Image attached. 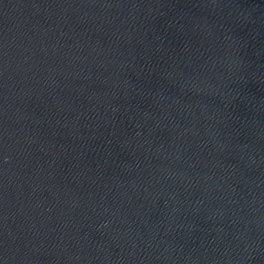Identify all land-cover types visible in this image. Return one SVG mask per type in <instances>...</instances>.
I'll use <instances>...</instances> for the list:
<instances>
[{"label":"water","instance_id":"obj_1","mask_svg":"<svg viewBox=\"0 0 264 264\" xmlns=\"http://www.w3.org/2000/svg\"><path fill=\"white\" fill-rule=\"evenodd\" d=\"M0 264H264V0H0Z\"/></svg>","mask_w":264,"mask_h":264}]
</instances>
